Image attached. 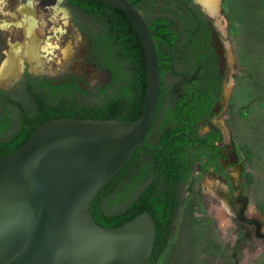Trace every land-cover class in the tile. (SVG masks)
<instances>
[{"label":"trees","instance_id":"trees-1","mask_svg":"<svg viewBox=\"0 0 264 264\" xmlns=\"http://www.w3.org/2000/svg\"><path fill=\"white\" fill-rule=\"evenodd\" d=\"M107 81L95 90L80 77H36L25 70L14 94L0 89V158L24 144L47 119L135 120L141 114L147 70L138 33L118 8L98 0H63ZM143 14L159 57L160 87L154 119L123 167L99 190L89 212L115 227L148 211L154 220L151 264H158L173 231L183 186L195 170L224 173L218 127L198 130L221 98L223 71L212 44L215 25L195 0H130ZM206 158L205 160H203ZM67 264V263H63Z\"/></svg>","mask_w":264,"mask_h":264},{"label":"rangeland","instance_id":"rangeland-1","mask_svg":"<svg viewBox=\"0 0 264 264\" xmlns=\"http://www.w3.org/2000/svg\"><path fill=\"white\" fill-rule=\"evenodd\" d=\"M27 0H0V64L11 44L23 42L18 25ZM35 32L43 52L36 77H80L95 90L109 72L91 52V41L75 24L63 0H32ZM220 17H210L217 34L212 44L223 71L221 98L209 122L221 130L219 145L235 151L241 172L235 203L211 171L196 167L183 186V197L167 248L159 264H264V0H219ZM218 17V18H217ZM17 80L0 89L18 93ZM2 107L0 106V113ZM232 173V167L230 168ZM239 186V187H238Z\"/></svg>","mask_w":264,"mask_h":264},{"label":"water","instance_id":"water-1","mask_svg":"<svg viewBox=\"0 0 264 264\" xmlns=\"http://www.w3.org/2000/svg\"><path fill=\"white\" fill-rule=\"evenodd\" d=\"M98 1L125 13L140 38L147 70L141 114L47 119L0 158V264H151L156 230L148 211L115 227L99 225L89 212L99 190L142 147L160 87L159 57L142 12L130 0Z\"/></svg>","mask_w":264,"mask_h":264},{"label":"bare ground","instance_id":"bare-ground-1","mask_svg":"<svg viewBox=\"0 0 264 264\" xmlns=\"http://www.w3.org/2000/svg\"><path fill=\"white\" fill-rule=\"evenodd\" d=\"M201 5L203 10L210 15V17H220L218 12L219 0H195ZM20 11L24 17L18 22V25L22 27L24 33L23 42H16L11 44L6 57L0 64V84L11 83L13 80H17L24 68L23 63L27 61L29 69L32 72L39 71V66L43 62L42 57L45 50L51 51V46L42 45V39L35 32L37 26L36 12L33 8L32 0H27L20 6ZM217 17V18H218ZM232 175L238 176L237 168L232 167Z\"/></svg>","mask_w":264,"mask_h":264},{"label":"flooded vegetation","instance_id":"flooded-vegetation-1","mask_svg":"<svg viewBox=\"0 0 264 264\" xmlns=\"http://www.w3.org/2000/svg\"><path fill=\"white\" fill-rule=\"evenodd\" d=\"M82 33L85 36H87L86 33H84V32H82ZM210 117H211V115H210ZM210 117H208L207 119H204L202 121V125H201L200 129L198 130V133L200 135H204L205 133H207L210 130V128L214 127L212 125V123L209 122L210 120H212ZM219 142H217V144H219ZM224 148H226V149H223L221 146V151H220L221 155L217 158L218 162H220V164H221V167L224 168V170H225L224 173L220 174L218 172H214L212 167H210L209 169H203V168H201V163L199 161H195V166L200 168L201 170L211 171L219 179H221L223 184L225 185V190H223L225 192L224 197L227 199L229 198L230 202L235 203L236 200L238 199L236 191L239 189H237V187H236L237 186V183H236L237 180L233 177L232 173L230 172V168L231 167L237 168L238 178H240L239 176H240L241 172H239L238 167H237L238 162H235V160L233 159L234 156H237L236 152L232 151L234 149V147H232V149L228 146H226ZM205 159L206 158H204L203 160H205Z\"/></svg>","mask_w":264,"mask_h":264},{"label":"crops","instance_id":"crops-1","mask_svg":"<svg viewBox=\"0 0 264 264\" xmlns=\"http://www.w3.org/2000/svg\"><path fill=\"white\" fill-rule=\"evenodd\" d=\"M168 244H169V242H168ZM168 244H167V246H168ZM167 246H166V248H167ZM164 253V252H163ZM163 255V254H162ZM160 261V260H159ZM158 264H159V262H158Z\"/></svg>","mask_w":264,"mask_h":264}]
</instances>
